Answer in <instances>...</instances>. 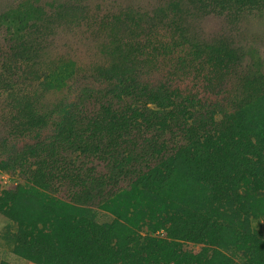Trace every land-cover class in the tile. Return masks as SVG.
<instances>
[{"label":"rangeland","instance_id":"rangeland-1","mask_svg":"<svg viewBox=\"0 0 264 264\" xmlns=\"http://www.w3.org/2000/svg\"><path fill=\"white\" fill-rule=\"evenodd\" d=\"M218 6L0 0V264H79L52 246L53 237L64 246L72 232L67 177L49 161L48 170L38 168L25 150L55 134L79 90L134 83L215 105L225 113L215 118L219 126L242 133L237 151L219 126L211 133L231 153L229 162L222 154L210 163L224 184L203 183L209 170L201 158L174 162L159 203L187 217L172 222L169 238L184 252L206 251L211 264H264V219L254 218L264 212V168L250 154L257 150L244 147V133L264 135V0ZM97 218L111 220L104 212Z\"/></svg>","mask_w":264,"mask_h":264},{"label":"trees","instance_id":"trees-1","mask_svg":"<svg viewBox=\"0 0 264 264\" xmlns=\"http://www.w3.org/2000/svg\"><path fill=\"white\" fill-rule=\"evenodd\" d=\"M243 2L214 0V5ZM195 102L185 101L175 90L139 83L78 91L55 134L25 150L37 159L38 168L48 170L49 161L67 177L71 211L67 222L73 233L64 246L53 237L54 248L65 249L79 264H211L206 251L184 252L177 238H169L173 223H181L187 215L176 210L171 215L159 203L160 190L178 159L201 158L208 170L222 154L231 160L225 144H216L211 137L220 125L215 118L224 116V111ZM219 127L215 132H227L239 150L240 129L232 123ZM244 147L257 150L250 154L258 159L254 164L264 168L260 159L264 135L244 133ZM202 181L213 186L227 178L221 171L209 170L203 172ZM250 194L247 189V197H253ZM100 212L111 220L99 222ZM254 218L264 219V212ZM144 227L148 234L142 235ZM54 228L53 224L52 234Z\"/></svg>","mask_w":264,"mask_h":264}]
</instances>
